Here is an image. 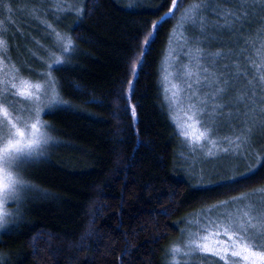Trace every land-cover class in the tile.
<instances>
[{"label":"trees","instance_id":"16d2710c","mask_svg":"<svg viewBox=\"0 0 264 264\" xmlns=\"http://www.w3.org/2000/svg\"><path fill=\"white\" fill-rule=\"evenodd\" d=\"M160 2L89 0L78 26L75 13L62 19L77 47L71 63L53 72L71 106L42 115L59 146L29 166L28 179L38 187L10 231H0L6 233L0 235L6 264H167L185 217L201 205L264 186L259 165L255 176L220 188L198 183L185 168L187 152L162 77L179 10L159 27L135 76L131 70L148 26L164 11L154 10ZM189 2L182 0L181 9ZM180 31L190 33L189 27Z\"/></svg>","mask_w":264,"mask_h":264},{"label":"snow or ice","instance_id":"6c2138e0","mask_svg":"<svg viewBox=\"0 0 264 264\" xmlns=\"http://www.w3.org/2000/svg\"><path fill=\"white\" fill-rule=\"evenodd\" d=\"M89 0H80L74 6L68 0H52L47 11L64 12L72 10L78 21L86 11ZM182 0H161L155 11L164 8L160 15L151 21L148 31L144 34L140 43V52L135 54L131 70L135 76L140 65L144 63L148 48L155 39L159 27L168 19L176 16L179 10L176 24L169 30V45L175 41L178 30L186 27L195 28L199 25V31L203 36H187L181 32L180 47H187L184 53L188 57V63L180 65L178 76L185 78L187 82L171 84L173 91L169 97L168 73H165V101L169 104L170 117L176 121V128L180 136L185 138L189 150L195 154L202 151L205 158L220 155H232L243 158L246 154V145H250L253 136L252 125H259L264 134V16L260 17L259 33L260 47L254 49L255 57L244 55L246 47L237 51L236 55L244 59L246 65H250L255 71L253 78L246 79L248 87L237 91L235 96L229 95V86L234 80L229 78L223 71L216 68L215 61L224 55L219 50L207 52L200 44L208 43L210 34L207 17L202 13L212 10L224 20L223 24L216 21L212 25L218 29L229 27L230 30L234 21H240L241 27L245 23L244 18L248 16L247 9L256 14L257 0H236L233 7H226L223 3L209 0H190L181 9ZM232 3V0H227ZM165 4L168 6L165 8ZM3 9L13 11V4L4 0ZM18 9H29L34 15L39 12L38 4L25 3L16 5ZM259 8L264 10V0H259ZM236 9H240L239 13ZM7 19H11L8 17ZM37 19H40L37 16ZM41 24L49 30L47 38L52 40L51 48L37 43L48 53V58L37 57L45 68L35 71V75L43 79H33L32 67L26 63L18 65L10 55L9 49L12 45L5 35H0V229H7L23 215L21 206L28 198L30 191L37 189L28 177L31 175L29 166L48 158V148L51 145L59 146V141L48 129L52 127L49 122L41 117V113L49 112L57 107H69L70 101L62 96L63 81L57 77L53 69L68 66L71 62L69 57L74 54L77 45L70 32L62 31L55 27L47 19H40ZM250 22V21H248ZM4 20H0L3 24ZM215 38V37H211ZM237 38L240 39L239 33ZM245 45L250 41L243 38ZM189 41H194L190 44ZM58 48L59 51H52ZM231 51V50H229ZM35 56L36 54L33 53ZM170 56L166 55L165 60ZM236 72L232 75L248 77L246 67H241L236 61L232 62ZM168 68L167 63L164 64ZM222 67H229L224 65ZM203 73V74H201ZM193 77H195L193 79ZM129 89L133 85V79L128 80ZM73 87H79L74 84ZM186 89V94L183 90ZM200 89H206L201 92ZM259 93V95H258ZM179 94V98H178ZM226 97V98H225ZM187 101V103H185ZM259 101V103H258ZM179 104L182 118L178 117L171 109ZM241 106L243 113L241 114ZM235 108V113L229 111L224 113L220 110ZM207 114L208 119H205ZM132 115L135 118L136 109L132 107ZM225 116L224 121L218 118ZM257 117L259 119H257ZM236 120L240 124V130H233V134L217 136L214 131L219 129L223 123ZM207 145V147H205ZM197 158L192 157V165L195 166ZM264 168V152L257 154L256 163H251L243 168V171H233L231 176H219L216 180H204V172L200 171V180L211 188H220L224 184H235L238 180H247L255 176L259 168ZM235 167V166H234ZM195 175V173H192ZM212 175V173H209ZM255 193L264 197V186L239 192L235 195L226 196L223 199L201 205L198 211H194L184 219L190 227L182 229L186 233L181 243H172L168 249L170 260L167 264H202L201 260L193 259L196 256H204L212 253L218 258L217 264H264V198L259 201H251ZM7 203L16 205L13 209H6ZM6 233H0L3 235ZM223 236L224 240L213 241L212 237ZM0 239V243H4ZM7 253L0 250V264H6ZM183 257V262L179 259Z\"/></svg>","mask_w":264,"mask_h":264},{"label":"rangeland","instance_id":"374dc122","mask_svg":"<svg viewBox=\"0 0 264 264\" xmlns=\"http://www.w3.org/2000/svg\"><path fill=\"white\" fill-rule=\"evenodd\" d=\"M3 2L4 0H0V20H4V23L0 24V35L7 36L10 45H12L9 49L8 55H10L11 58L15 62H17L18 65L26 63L32 67L34 72L27 73L25 71V74L32 75L33 79L42 80L43 77L35 75V71L44 69L45 65L37 57L43 56L45 59H47L48 53L40 46V44L37 43V40H39L41 44L47 45L50 48L52 46V40L50 38H47V33L49 30L45 25L41 24L40 19H47L55 27L64 31L61 27L62 19H65V22H67V19H69L74 14V12L69 9L64 12L47 11L45 13L44 10L49 8V5L51 4L52 0H39L37 2H34V4L33 3L29 4V6L36 4L40 6L41 10L37 12L35 15L29 9H18L16 5H20V4H14L13 11L8 12L7 10L3 9L2 7ZM7 2L10 1L7 0ZM68 2L76 6L80 3V0H68ZM216 2L223 3L226 7H233L236 3V0H232V3H227V0H217ZM236 11L239 13V11L241 10L236 9ZM247 11H248V16L244 18L245 23L243 24V26L241 27L240 21H234L231 30L227 26L222 29H218L212 25L213 21H216L219 24H223L224 20L221 19L218 15H214L211 9L202 13L207 17V24L209 26L206 29V31L207 33L210 34V38L208 43L200 44L199 47L204 48L207 52H216L219 50L221 53L224 54L216 59L215 61L216 68L213 70L219 69L220 71H223L226 75H229L230 79H233L235 81L234 84L230 85L228 89L229 95L232 96H235L237 91H240L245 87H248L246 85V79L253 78V74L255 71L250 65H246L244 59H241L236 55L237 51L240 50L241 48L246 47L247 51L244 53V55L251 56L252 59L256 60L257 64L259 63V60L255 57L254 49L260 47V40L258 38L259 33H257V29L260 26V17L264 16V10H261L259 8V0H257L256 14L253 15L251 9H247ZM37 16H39L40 19H37ZM8 17H11V19H7ZM186 29L187 27L185 28V30ZM189 30L190 33L187 36L204 35L199 31V25H197L195 28L189 27ZM238 33L240 39L237 38ZM180 34L181 31L178 30L177 36L174 38L175 42L170 46V49L167 53V55L170 53L169 58L165 60V63H167L168 68L165 69V67H163L162 77L164 82V97L166 95L165 80H164V76L166 72L168 73L169 89L167 94L169 95V97L171 96V92L173 91V89L171 88V84L179 85L183 82H187L185 78L177 75V72L180 71V65L188 63V57L184 55V53L187 52L188 49L187 47L184 48L180 47L179 41L182 38L179 37ZM211 37H215V38L213 39ZM243 38H248L250 42L247 45H245ZM189 43L194 44L195 42L189 41ZM52 51H59V49L52 48ZM33 53H35L36 55L34 56ZM233 61H236V63L239 64L241 67L247 68L248 71L247 78H245L243 75L241 76L232 75L236 72L235 66L232 65ZM224 65H229V67L227 68L222 67ZM194 78L195 77H193V79ZM200 91L203 92L206 91V89H200ZM186 92L187 90L184 89L183 93L186 94ZM178 98H179V94H178ZM185 103H187V101H185ZM167 105L169 108L168 103ZM180 107L181 106L177 104L171 109V111L175 112V114L178 117L182 118ZM220 111L224 113L232 111L233 113H235V108H225ZM43 113L44 112L41 113V117ZM242 113H243V107L241 106V114ZM204 118L208 119L207 114L205 115ZM218 119L222 122L226 119V117L220 116ZM257 119L259 118L257 117ZM172 121L175 126V129L177 130L176 121H174L173 119ZM240 127H241L240 124H238L236 120H232L228 123H223L219 129L214 131L213 134L217 136L231 135L233 134L234 129L235 131H239ZM252 128L254 133L251 138L252 142L250 145L245 146L247 151L243 158L233 157L232 155H220L216 157L205 158L203 152L199 150L195 154H193L189 150L187 141L185 140V138L181 136L185 150L187 152L185 157L186 161L183 162L185 168L190 173H195V177L198 180H200L199 173L201 170H203L204 172V176H203L204 180L212 179L213 175H215L216 177L217 173L219 174V176H228V174L231 176L233 171L236 172L243 171L244 167H247L251 163H256L257 154L263 152V150L261 149L264 146V134H262V130L258 124L252 125ZM205 147H207V145H205ZM193 155H195L197 158V162L195 166H193L191 163ZM209 173H212V175H209ZM262 198L264 197H262L260 193H255L250 198V200L259 201ZM5 207L6 209H13L16 207V205L14 203H7ZM188 227H190V225L185 220V224L182 229ZM2 230L3 229H0V231ZM185 235L186 233H183L181 231L180 236L177 239L176 243L182 244ZM211 239L213 241L217 239L224 240L225 237L217 236V237H212ZM167 255H168V260H167L168 262L170 260L169 251L167 252ZM179 259L183 262L184 258L180 257ZM193 259L201 260L202 264H217V260H218V258H215L212 253H207L204 256H196L193 257Z\"/></svg>","mask_w":264,"mask_h":264}]
</instances>
